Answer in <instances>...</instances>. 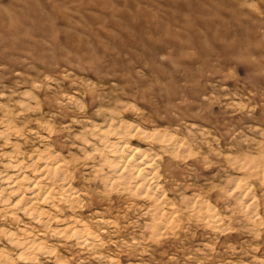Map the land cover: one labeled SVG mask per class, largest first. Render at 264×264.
<instances>
[{
	"label": "rangeland",
	"instance_id": "1",
	"mask_svg": "<svg viewBox=\"0 0 264 264\" xmlns=\"http://www.w3.org/2000/svg\"><path fill=\"white\" fill-rule=\"evenodd\" d=\"M241 3L0 0V117L12 112L21 130L0 137V154L14 142L26 158L35 147L54 145L70 170L76 168L72 184L83 194V207L65 217L79 215L98 235L78 246L46 232L42 239L54 251L34 264H264L260 180L248 181L253 222L227 195L219 179L224 173L217 171L223 162L229 174L245 176L233 162L264 151V26L247 22ZM111 111L184 140L178 156L156 142L130 140L159 154V186L174 204L163 206L167 217L159 230L149 199L120 189L105 193V168L77 139L81 132L91 139L88 128ZM177 184L182 197L169 191ZM195 196L207 206L189 205ZM2 222L0 229L38 227L21 216ZM0 246L13 255L3 238Z\"/></svg>",
	"mask_w": 264,
	"mask_h": 264
},
{
	"label": "bare ground",
	"instance_id": "2",
	"mask_svg": "<svg viewBox=\"0 0 264 264\" xmlns=\"http://www.w3.org/2000/svg\"><path fill=\"white\" fill-rule=\"evenodd\" d=\"M20 105L28 108L25 102H21ZM12 117H14L12 112L8 110L0 117V137L5 138L4 140L11 133L18 134V131H21L14 124ZM101 118L103 119L99 122L93 121L92 126L90 125L91 127L88 128L91 139L86 138L83 132L80 135L83 143L84 140L90 141V143H84V147L87 148L84 149V154L89 157L95 154L94 158L98 156V167L100 170L104 168L106 170L101 178V182L104 184L103 190L106 193V191L120 189L132 195L149 199L153 203V219H155L152 226L154 230L157 229V226L161 225L160 227H162L166 221L163 222L164 219H161V217L166 216L163 206L170 204L172 207L174 204L168 202L159 186L158 165L155 163L159 154H154L150 152V149L133 144L130 140L132 137L137 136L141 139L156 142L164 152L166 150L170 151L175 156H178V151L183 148L184 140L171 132L142 129L136 124L117 117L113 111ZM48 127L50 126L48 125ZM43 145L38 149L35 147L34 152L28 155L29 158L21 153V148L15 142L7 151L8 153H4L6 159L2 161L0 168V214H2L0 219L3 222L6 219L16 222L21 216L38 227L35 231L23 224L21 227H16L17 229H12L10 226L9 228H1L0 238H3L14 251L12 255L7 252L4 246H0V264H9L10 262L12 264L15 259L22 264H34L39 255L52 254L54 251L52 245L46 246L42 239L46 232H50L51 235L61 240L68 239L70 241V239H73L78 246H86L98 240L97 233L95 234L79 215L65 217L67 212L74 213L72 207L77 205L83 207L81 198L83 194L72 184L76 168L74 171L70 170V167L72 169L73 166H69V159L66 161L62 156L63 154L53 148L54 145ZM0 155H3V153L1 152ZM255 156L246 157L239 163L238 161H231L238 164L237 168L244 175L246 173L255 175L251 172V169L257 165V161L260 159V156ZM96 172L98 175L100 174V172ZM250 190L252 189L249 188L248 184V187L243 188L241 196L237 197L235 192L231 195L234 196L238 210L248 220L254 222L257 214L253 209V202H250L252 199L249 198ZM184 202L186 205L189 203L186 199H184ZM190 203L189 205L193 204L192 207L198 204L201 206L204 201L197 199L195 196ZM204 206H207L206 203L202 205V207ZM82 207H77L76 212ZM202 211L204 212V210ZM159 219L160 221H157Z\"/></svg>",
	"mask_w": 264,
	"mask_h": 264
},
{
	"label": "clouds",
	"instance_id": "3",
	"mask_svg": "<svg viewBox=\"0 0 264 264\" xmlns=\"http://www.w3.org/2000/svg\"><path fill=\"white\" fill-rule=\"evenodd\" d=\"M241 7L247 9V11L242 13L243 16L248 18L247 22L251 23L253 20H256L261 26H264V19H261L264 17V0H242ZM257 11L259 12V17L254 16V13ZM0 67H3V65H0ZM0 95H2V93H0ZM193 115H200V112H195ZM82 131H87V129H82ZM261 136L264 137V130L261 131ZM77 139H81L79 134L77 135ZM84 143L87 144L90 143V141L84 140ZM261 144L264 145V140L261 141ZM233 167H235V165H233ZM217 171H223L224 173L219 177V179L223 182L224 190L229 196H231L233 192L237 194V197L241 196L243 188L248 187V181L255 180L257 178L260 180L258 187H260L262 193H264V151L261 152L257 165L251 169V172L255 175H251L249 173H246L245 176L242 177L231 175L228 173L227 166H225L223 162H220V167ZM237 171H239V169H237ZM178 188L179 185L177 184L173 188H170L169 191H173L177 196L182 197V191H177ZM180 202L182 203L183 200L181 199ZM77 207H82V205L72 207V211L74 213L76 212Z\"/></svg>",
	"mask_w": 264,
	"mask_h": 264
}]
</instances>
